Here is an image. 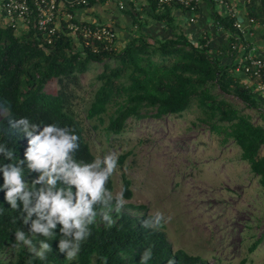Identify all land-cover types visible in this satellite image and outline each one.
<instances>
[{
  "label": "trees",
  "instance_id": "1",
  "mask_svg": "<svg viewBox=\"0 0 264 264\" xmlns=\"http://www.w3.org/2000/svg\"><path fill=\"white\" fill-rule=\"evenodd\" d=\"M104 1L89 0V6ZM238 1L244 2L245 19L250 27L264 28V0ZM145 3L141 11L129 9L136 29L121 49H107L102 42L77 39L64 33L49 44L35 22L22 32L0 23V103L3 104L0 111L7 110L0 119V142L14 150L13 162L24 159L25 182L30 188L41 187L34 185L39 172L27 167L24 155L29 137L22 130L8 126L10 115L17 119L27 116L41 127L49 123L67 126L80 137L76 158L85 161L96 158L71 108L70 95L74 93V86L79 85L80 75L89 69L92 61H97L102 62L104 68L98 74L100 84L88 107L87 117L102 123L107 120L104 129L108 138L126 132L130 119L177 115L196 104L204 114L201 119L211 122L213 131L223 133L225 140L233 138L238 144L241 158L249 163L264 187V125L255 123L249 112L225 96L233 95L247 107L261 108L264 95L255 86L257 78L253 77L254 82L243 81L237 74V67L245 62L223 63L212 52L208 36L199 40L188 37L175 23L173 14V8L185 10L186 7L159 0H145ZM64 7L71 10L67 4ZM147 12L170 27L172 33L165 38H153L144 29L149 19L141 17ZM216 18L219 25L233 34L229 49L237 54L232 42L238 34L244 40V33L236 26L240 16L217 15ZM95 45L99 50H94ZM249 51L247 48L243 56ZM54 81L59 85L56 90L50 86ZM217 89L220 92H215ZM124 157L125 154L121 155L117 162L122 164ZM3 162L7 161L0 157V163ZM3 181L0 171V184ZM131 184L124 174L122 193L126 198L133 196ZM58 186L68 187L63 181H59ZM106 187L113 194V174ZM113 197L108 204L100 201L94 205L97 217L88 226L91 232L70 259L58 248L59 239L64 235L59 231V224L51 236L30 231V225L23 222L26 213H23L22 202L19 208L11 207L5 199V191L0 190V251L10 252L11 257L19 256L16 261L11 259L3 264H140V256L147 248L152 251L147 264H167L173 258L175 264H213L199 254L175 249L164 223L157 224L146 205L130 204L132 208L144 210L137 216L120 210L114 194ZM104 212L110 213L111 224L104 220ZM18 229H23L33 243L49 242L46 258L36 256L23 242L17 241ZM262 239L254 240L249 250L254 251Z\"/></svg>",
  "mask_w": 264,
  "mask_h": 264
},
{
  "label": "rangeland",
  "instance_id": "2",
  "mask_svg": "<svg viewBox=\"0 0 264 264\" xmlns=\"http://www.w3.org/2000/svg\"><path fill=\"white\" fill-rule=\"evenodd\" d=\"M0 23H5L1 17ZM119 39L118 43H125ZM103 68L102 62L92 61L80 75L70 95L71 108L96 157L112 152L119 159L125 154L113 172V194L122 193L126 174L133 196H123L120 210L140 216L144 210L130 204H144L152 214L163 212L173 247L199 254L213 264H264V187L241 158L238 144L213 131L211 122L201 119L204 114L196 104L177 115L130 119L126 132L108 138L107 120L102 123L87 117ZM50 86L59 88L55 81ZM225 96L249 112L255 123L264 125V105L250 108L233 95ZM6 112L0 111V119ZM261 237L258 247L250 251V245ZM18 257L0 251V264Z\"/></svg>",
  "mask_w": 264,
  "mask_h": 264
},
{
  "label": "clouds",
  "instance_id": "3",
  "mask_svg": "<svg viewBox=\"0 0 264 264\" xmlns=\"http://www.w3.org/2000/svg\"><path fill=\"white\" fill-rule=\"evenodd\" d=\"M8 126L13 130H22L29 137L24 155L27 167L39 172L34 178V185L40 184L41 187L36 189L27 185L22 167L24 159L13 162L14 150L0 142V157L7 161L0 163L4 177L0 190L5 191V199L11 207L19 208L22 202L23 213H26L23 222L30 225V231L51 236L59 224V231L64 235L59 239L58 248L71 259L79 251L81 241L91 232L88 226L97 217L94 205L100 201L108 204L114 198L106 184L116 168V154L108 152L91 161L77 159L79 134L57 123L41 127L27 116L17 119L15 115H10ZM59 181L68 187L58 186ZM115 199L122 206L123 193L117 194ZM103 218L112 223L110 213L104 212ZM154 219L157 224L162 223L164 213L157 211ZM15 235L17 241L30 245L36 256L46 258V250L50 249L47 240H41L37 248L23 229H18ZM151 257V248L145 249L140 256V264H147ZM167 264H175L174 258L169 259Z\"/></svg>",
  "mask_w": 264,
  "mask_h": 264
},
{
  "label": "crops",
  "instance_id": "4",
  "mask_svg": "<svg viewBox=\"0 0 264 264\" xmlns=\"http://www.w3.org/2000/svg\"><path fill=\"white\" fill-rule=\"evenodd\" d=\"M122 2L123 4H121ZM125 4H127L126 7H124ZM145 4V0H106L92 6L79 7L78 15L84 19L113 23L118 31L119 40L125 39L126 43L135 31L129 9L138 12L143 10ZM231 4L227 6L224 0H200L198 10L195 13L186 9L173 8L175 23L192 39L199 40L208 36L211 41L212 52L223 63L233 60L241 62L243 59L242 52L239 55L229 49L231 34L224 26L219 25L220 23L216 18L217 15H228L229 11L233 10L235 15L240 16L239 21L244 26L243 41L254 48L253 51L256 54L264 56V28L261 26L250 27L245 19L246 11L243 2L232 0ZM2 15L0 11L1 18ZM141 17L149 19L144 29L154 36L153 38H165L172 33V29L164 22L156 20L152 13H143ZM193 17L194 19H192ZM125 43L119 44L123 47ZM237 74L245 82H254L253 77L240 67H237Z\"/></svg>",
  "mask_w": 264,
  "mask_h": 264
},
{
  "label": "built area",
  "instance_id": "5",
  "mask_svg": "<svg viewBox=\"0 0 264 264\" xmlns=\"http://www.w3.org/2000/svg\"><path fill=\"white\" fill-rule=\"evenodd\" d=\"M159 2L176 3L186 7L187 11L195 13L198 10L200 0H159ZM231 2L232 0H224L227 6L232 5ZM65 4L71 10H67L64 7ZM88 6L89 0H0L3 21L17 32L24 31L30 23L35 22L49 44L53 43L54 38L64 33L71 34L77 39L102 42L107 49H118L119 36L113 24L84 19L78 15L79 7ZM228 15L235 16V13L230 10ZM236 26L242 32L244 31V26L240 21L236 22ZM231 35L233 37V34ZM234 38L236 41L232 42V49L237 50V54L242 52V61L245 62L244 65L241 62L238 67L251 77L257 78L255 86L264 95V56L256 54L253 51L254 48L245 43L239 34L235 35ZM93 48L96 51L99 50L97 45ZM247 48H250L249 54L243 56Z\"/></svg>",
  "mask_w": 264,
  "mask_h": 264
}]
</instances>
